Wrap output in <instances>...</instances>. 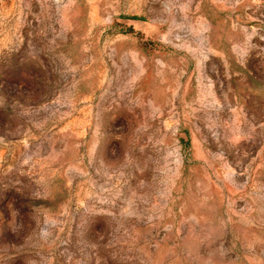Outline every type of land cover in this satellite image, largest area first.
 Here are the masks:
<instances>
[{
	"label": "rangeland",
	"instance_id": "obj_1",
	"mask_svg": "<svg viewBox=\"0 0 264 264\" xmlns=\"http://www.w3.org/2000/svg\"><path fill=\"white\" fill-rule=\"evenodd\" d=\"M0 264H264V0H0Z\"/></svg>",
	"mask_w": 264,
	"mask_h": 264
}]
</instances>
